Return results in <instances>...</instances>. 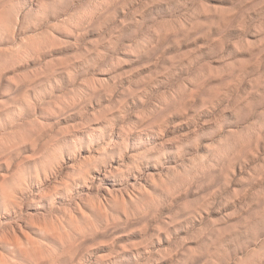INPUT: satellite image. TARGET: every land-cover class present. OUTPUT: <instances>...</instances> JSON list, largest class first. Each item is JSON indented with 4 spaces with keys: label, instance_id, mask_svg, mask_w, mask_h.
Returning a JSON list of instances; mask_svg holds the SVG:
<instances>
[{
    "label": "clouds",
    "instance_id": "1",
    "mask_svg": "<svg viewBox=\"0 0 264 264\" xmlns=\"http://www.w3.org/2000/svg\"><path fill=\"white\" fill-rule=\"evenodd\" d=\"M0 264H264V0H0Z\"/></svg>",
    "mask_w": 264,
    "mask_h": 264
}]
</instances>
